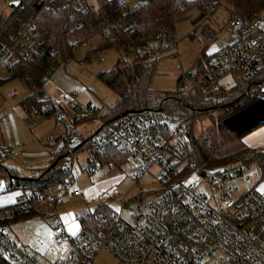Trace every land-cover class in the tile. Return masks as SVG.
<instances>
[{
	"label": "built area",
	"instance_id": "built-area-1",
	"mask_svg": "<svg viewBox=\"0 0 264 264\" xmlns=\"http://www.w3.org/2000/svg\"><path fill=\"white\" fill-rule=\"evenodd\" d=\"M9 2L12 8H24L22 0ZM70 2L79 16L75 25L80 28L92 10V0ZM36 3L41 4L42 0ZM217 3V0L208 2L209 14L213 13ZM225 27L223 43L213 53L209 68L197 72L194 67L177 66L181 71L176 80L177 88L187 90L198 87L215 95L233 89L239 83L243 92L237 100L239 104L264 99V81L248 84L249 79L264 68V13L227 16ZM124 29L129 31L128 27ZM161 31L165 33L163 29ZM217 34V30L206 23L200 27L197 37L213 41ZM38 35L34 22L22 21L10 34L9 42L3 45V66L10 71L19 64L23 66L25 75H30L34 40ZM138 37L143 41L138 50L147 51L149 45L144 41V33L140 32ZM178 39V35H173L165 46H176ZM80 45L87 47L88 41H82ZM75 47L72 46L71 51ZM96 54L90 53L89 60L94 59ZM60 58L61 61L56 60L55 63H65L70 57ZM98 58L103 60L102 55ZM51 69L38 78L42 91L41 106L27 110L26 120L29 121L33 115L45 116L51 112L59 126L56 147L65 149V155L71 157L68 165L62 168L63 176L57 180L49 197V203L56 207L68 194L85 198V188L69 190L73 181L70 176L74 154L72 141L76 137L78 119L93 116L95 107L80 104L73 93H64L62 99L55 102L45 88ZM69 110L76 113L69 115ZM185 123L184 119L175 115H165L156 123L148 111L102 120L96 144L126 149L133 178L139 187L141 178L156 167L159 171L156 179L162 187L144 208L133 213L132 221H124L116 215L111 229L96 235L80 231L70 236L55 211L51 215L52 241L58 245L66 239L71 249L66 258H59L51 264H79L78 261L81 264H96V254L102 250H107L124 264H264V195L253 185L237 192V186L232 184L234 180L251 182L254 175L261 172L260 164L236 160L205 170L176 164V158L168 156L182 141ZM160 127L171 132V136L159 133ZM2 151L10 154L8 147ZM96 165L90 163L88 170L97 173ZM207 172H211V176ZM205 178L210 191L202 187ZM103 194L108 198L113 190L109 188ZM22 201L18 199L12 207H0V258L8 264H42L35 253L11 240L8 234L7 223L15 210L22 207Z\"/></svg>",
	"mask_w": 264,
	"mask_h": 264
},
{
	"label": "trees",
	"instance_id": "trees-1",
	"mask_svg": "<svg viewBox=\"0 0 264 264\" xmlns=\"http://www.w3.org/2000/svg\"><path fill=\"white\" fill-rule=\"evenodd\" d=\"M37 1L22 0L24 4L22 10L12 8L8 15L0 16V67L5 60L2 54L3 45L9 42L10 34L17 30L22 21L34 22L39 30V35L34 40L31 74L25 75L23 66L19 64L10 69L11 77L24 78L34 85L35 91L21 100V104L27 110L40 108L42 91L38 78L52 68L56 59L66 55L72 57V46H78L82 41L89 42L94 36L100 35L103 40L88 48L83 58L89 60L90 53H99L110 48L122 52L118 53L119 56L111 68L96 74L97 78L117 95L114 104L109 106L101 117L102 120H111L122 114L148 111L156 123H159L165 115H175L186 121L182 141L168 156L175 157L176 164L185 165L184 167L189 169L205 170L234 159L246 158L247 161L259 163L264 176V156L259 150L243 145L234 151L216 153L220 143L219 135V138L222 136L223 142L241 137L252 129L237 133L223 123L226 117L250 104L237 106V100L243 93L239 83H236L233 89L215 95L198 87L187 90L176 88V91L168 92L155 91L150 86L157 73L162 52L166 49L162 42L176 33V16L191 8H197L198 11L191 19L192 22L208 16L207 5L210 0H141L131 5L128 0H92V10L80 28L75 25L79 16L70 0H42L41 7L36 9ZM224 1L227 4L228 16L264 13V0ZM51 7L54 8L53 11ZM124 27H128L129 31L127 32ZM162 29L165 33L161 31ZM140 32L144 33V41L148 42L147 51L138 50V46L143 42L138 37ZM51 50L53 53H50ZM212 55L213 53H207L205 49L200 51L192 63L197 72L204 71L212 65ZM128 57L130 60H127ZM263 81L264 68L250 78L248 84ZM213 110L222 111L217 119L218 129L213 128L207 133L196 135L194 131L196 121L204 118L214 119ZM50 114L51 112L47 113ZM91 119L93 116H81L78 123ZM262 123L264 122L259 124ZM164 131L167 130L160 127L159 133L164 135ZM77 132L75 130L76 136ZM97 132L82 136L80 139L75 137L72 141L74 154L82 148H86L90 153L87 167L90 163L120 166L128 161L129 153L126 149L110 145L98 146ZM168 134L171 136V132L168 131ZM2 149L0 148V156L3 154ZM58 151L60 152L56 154L52 163L35 175L23 177L7 167L0 157V179L8 180V189L21 188L25 193L22 207L15 210L8 225L13 220L36 214L39 207L45 208L46 203L50 205V215L56 211V207L49 203V197L57 180L63 176L62 169L57 167V163L66 153L63 148ZM115 217V211L101 201L92 211L84 213L79 218L80 231L91 235L105 232L116 222ZM77 263L81 264L79 261ZM0 264L8 262L0 258Z\"/></svg>",
	"mask_w": 264,
	"mask_h": 264
},
{
	"label": "rangeland",
	"instance_id": "rangeland-1",
	"mask_svg": "<svg viewBox=\"0 0 264 264\" xmlns=\"http://www.w3.org/2000/svg\"><path fill=\"white\" fill-rule=\"evenodd\" d=\"M136 1L137 0H130L129 2ZM11 10L12 6L9 0H0V16L9 14ZM197 13V8H191L183 14L176 16L175 35H178L179 39L177 45L171 48L166 47L167 40H163L162 46H165L166 49L162 52V56L157 65V73L150 84L153 90L176 91V80L181 73L177 66L180 65L186 68L193 67L192 63L202 49H205L207 53H214L222 45L226 35L225 19L228 16L226 2L224 0H219L212 14H208V16H204L192 22L191 19H193ZM206 23L213 26L218 32L217 37L213 41L200 40L197 37V32L200 27ZM101 37L100 35L94 36L92 40L88 42L87 47L82 45L76 46L71 51L72 57L65 63H55L48 75L49 80L45 84L46 90L51 94V98L55 102L60 101L64 93H73L80 104H90L95 107V112L93 114L95 118L94 121L91 123L81 122L82 124L78 123L77 125L83 135H87L100 125L98 119L107 112L108 107L113 105L117 98L116 93L99 80L96 74L111 68L119 56L118 53L120 54L122 52L110 48L97 53L92 60L83 58L88 48L97 45L103 40ZM98 55H102L103 60H100ZM56 60L60 62L61 58L58 57ZM127 60H130V58ZM120 66H122V63ZM1 70L2 73H4L6 69ZM19 82L26 85L23 80H19ZM236 104L237 106L241 105L239 102ZM74 113H76V111L69 110L67 112L69 115H73ZM221 113L222 111L220 110H213L212 114L214 119L204 118L197 120L194 124L195 134L200 135L209 132V130L213 128L218 129L219 123L217 119ZM50 118L54 120L52 115ZM263 125L264 123L259 124L252 129ZM57 127L59 128L58 125ZM170 128L172 129L173 125H171ZM0 131V141H3L5 140L3 134L5 135L6 130L0 127ZM164 135L170 136L168 131H164ZM177 136L179 137V135ZM219 136L218 141L220 143L216 150L217 154L234 151L244 145L241 141V137L221 142L223 138L222 136L219 138ZM59 152L60 151L57 153ZM89 154L86 148L78 149L75 154H73V166L70 168V176L73 178V181L70 185V189L93 186V190L95 189L97 193H101V191L111 188L113 194L102 201L110 206L112 210L115 211L116 215L124 221H132L133 213L144 208L150 199L157 196L156 191L162 187L161 182L156 179L159 175V171L156 167H152L149 172L141 178V187H139L136 183V179L133 178L132 168L128 161L120 166L97 164L96 167L98 172L92 173L86 166ZM5 158L7 159L4 163L10 165L12 159L7 155ZM13 158L15 159V157ZM236 160L238 159L229 162ZM242 160L244 162H250L247 161L248 159L246 160V158ZM70 161L71 157L65 155L59 160L57 167L62 169L66 167ZM259 173L254 175L251 182L245 180L238 182L234 180L232 184L233 186H237L236 191L241 192L252 185L254 188L264 184L262 167ZM207 175L211 176V172H207ZM0 181L3 182L2 186H0V207H8L14 204L18 199H23L25 197V193L21 188L8 189V180L0 179ZM202 183V187L210 191V186L206 178L203 179ZM85 204L86 202H84L82 197H69V199L56 206V212L60 218L75 219V216L81 217L87 212L88 208H86ZM94 206L95 205L90 206V210L96 207ZM50 212V205L46 203L45 208L39 207L36 214L13 220L8 227V234L11 240L23 245L29 252L35 253L39 262L42 264H51L59 258H66L71 249L66 239L63 243L58 245L53 243L51 238L52 223ZM94 261L96 264H124L107 250L99 251Z\"/></svg>",
	"mask_w": 264,
	"mask_h": 264
},
{
	"label": "crops",
	"instance_id": "crops-1",
	"mask_svg": "<svg viewBox=\"0 0 264 264\" xmlns=\"http://www.w3.org/2000/svg\"><path fill=\"white\" fill-rule=\"evenodd\" d=\"M129 1L130 0H128V2ZM133 3L135 2H129L130 5ZM1 69L6 70L2 73ZM19 80H23L26 85H23ZM34 91L35 88L31 82H28L24 78L11 77L10 71L6 66L0 67V127L1 129L6 130L5 135L2 132L5 140L0 141V148L8 147L10 150V154L3 153L0 157L3 163L6 162V155L10 157L12 159L11 164H4L21 177L37 174L45 166L52 163L58 152L55 138L58 134L59 128L57 127L55 120L50 118L51 114L45 116L33 115L29 121L26 120V114L28 111L27 108L21 104V100ZM94 119L95 118L93 117L90 121L84 122L91 123ZM101 119L102 118L98 119L100 125L87 135L95 133L102 128ZM77 125L76 129L78 132L76 138L80 139L82 136H87L81 133V130ZM51 136L52 139H49ZM241 141L245 146L263 152L264 156V125L248 131L241 136ZM13 157H15V159ZM83 188H85L86 191L83 200L86 202L85 206L88 208L87 212L92 211V209L90 210V206H96L106 198L103 194L106 190L97 193L95 189L93 190V186ZM254 188L256 190L259 189V187ZM69 190H71L70 186ZM259 192L264 195L261 191ZM69 197L71 198L74 196L68 194L64 201L69 199ZM79 218L80 217L77 216H75V219L61 218L62 224L67 229L70 236L73 235L72 231H75L76 234L81 230ZM70 227H72V231L69 230Z\"/></svg>",
	"mask_w": 264,
	"mask_h": 264
},
{
	"label": "water",
	"instance_id": "water-1",
	"mask_svg": "<svg viewBox=\"0 0 264 264\" xmlns=\"http://www.w3.org/2000/svg\"><path fill=\"white\" fill-rule=\"evenodd\" d=\"M41 4L36 5L39 9ZM264 121V99L250 103L238 112L226 117L223 123L237 133H242ZM53 165V164H52ZM204 173L202 172V175Z\"/></svg>",
	"mask_w": 264,
	"mask_h": 264
},
{
	"label": "snow or ice",
	"instance_id": "snow-or-ice-1",
	"mask_svg": "<svg viewBox=\"0 0 264 264\" xmlns=\"http://www.w3.org/2000/svg\"><path fill=\"white\" fill-rule=\"evenodd\" d=\"M13 2H17V0H13ZM2 181H0V186H2ZM259 191H261L262 193H264V184H262L260 187H259V189H258ZM69 215H71V214H69ZM72 227H75V226H72ZM72 227H70V231H72ZM72 234L73 235H75V231H72Z\"/></svg>",
	"mask_w": 264,
	"mask_h": 264
}]
</instances>
